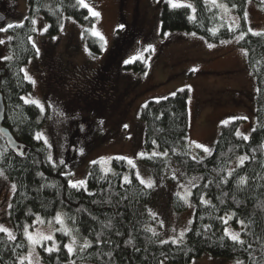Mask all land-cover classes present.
<instances>
[{
  "label": "trees",
  "instance_id": "obj_1",
  "mask_svg": "<svg viewBox=\"0 0 264 264\" xmlns=\"http://www.w3.org/2000/svg\"><path fill=\"white\" fill-rule=\"evenodd\" d=\"M224 1L240 19L237 28L229 27L218 9L212 8L207 0L178 2L191 5V8H173L164 0L155 30L159 36L165 33L194 32L210 43H220L242 34L238 45L247 51L248 69L255 79L256 123L252 129L256 130L251 129L249 139L244 140L237 135L239 125L244 121L242 118L223 124L211 148L212 154L199 155L206 158L202 163H197L191 159L192 154L186 142L190 124L187 89L177 91L175 96L169 94L150 98L138 113L144 131L145 149L148 152H168L167 157L144 159L155 173L159 174L166 166L175 164L184 175L199 173L203 177L198 187L193 188L195 211L188 228L191 230L186 231L185 240L181 243H161L158 234L148 231L157 222V218H153L148 211L154 188L148 189L140 184L133 170H130L132 183L124 184L122 173L128 171L126 161L113 159L116 169L113 173H105L99 164H92L87 188L88 192L95 195L90 196L83 188L77 190L68 185L69 176L61 175L66 171L65 166L60 165L56 158L53 160L58 164L54 168L52 162L48 161V146L42 139H35L46 116L36 104L25 103L21 99L29 95L33 85L24 79V73L20 71L37 57L32 47L33 41L29 40L31 36L35 41L37 33L32 31L36 25L31 21L34 19L38 22L40 19L51 25L43 33L45 40L58 36L61 25L67 19L91 27L95 17L91 16L88 9L80 6L78 0H29L27 13L18 21L8 23L13 25L12 28L0 31V39L4 40L0 44L3 124L24 148V155L16 153L0 135V154H3L0 155V169L7 176L6 180L0 177V184L7 181L10 185H16L10 197L13 207L9 209V220L17 232L14 241L0 233V264H20L18 257L23 258L28 248L24 225L32 226L37 216L43 221H50L60 210L64 211L68 224L76 233L77 247L69 256L64 247L68 236L58 233L57 237L61 241L58 252L49 254L41 248L42 260L46 264H64L69 260H90L98 264H159L160 261L167 264H191L205 253L218 258L242 259L245 264H264V35H254V32L249 31L248 0ZM251 1L264 8V0ZM85 16L89 18L86 20ZM7 20L8 15L5 21L0 22V28L8 25ZM216 27L217 30L214 29ZM258 33H264V30ZM85 35L91 51L95 55L99 54L100 39L94 35ZM3 57L10 59L5 60ZM122 68L139 74L148 71L146 63L140 59L126 63ZM243 155H248L249 160L242 167H237L235 164H238V157ZM232 169L236 171L227 177L228 171ZM38 173H43V177ZM241 176L248 178L245 185L238 183ZM225 177L227 183H221ZM209 180L213 183L205 188ZM200 195L210 204H202ZM172 202L177 211L187 208L184 200L176 194ZM233 212L236 216L224 224L220 217L227 218ZM71 217L75 218V222ZM237 219L243 220L244 226L237 223ZM228 224L240 231V239L245 241L243 245L225 234L224 229ZM205 226L209 227L206 229ZM97 239L100 243H97ZM85 240L91 241L92 246L81 251ZM129 240L132 243H128ZM23 264H28L25 259Z\"/></svg>",
  "mask_w": 264,
  "mask_h": 264
},
{
  "label": "rangeland",
  "instance_id": "obj_2",
  "mask_svg": "<svg viewBox=\"0 0 264 264\" xmlns=\"http://www.w3.org/2000/svg\"><path fill=\"white\" fill-rule=\"evenodd\" d=\"M163 1L86 0L100 13L93 25L86 27L67 19L58 36L45 40L43 34L37 31L35 41L40 49L39 56L24 68L35 81L32 91L25 97L44 106L46 121L38 133L47 137L48 144H51L49 154L52 161L62 157L67 165L65 172L74 173L69 179L79 180L88 178L93 161H97L105 173H113L116 170L113 165L115 157L133 159L136 168L130 169L128 166L122 178L126 174L132 176L130 170L134 174L139 170L145 179L156 181L148 206V210L151 209L157 218L151 229L160 236L161 241H171L181 232L186 234L195 211L192 194L187 197V203L183 199L187 205L183 211L175 209L172 197L178 191L183 194L179 184L188 186L191 178L202 176L199 173L184 175L175 164L166 166L159 175L144 161L147 156H138L141 152H153H148L143 144L144 131L138 117L141 107L150 98L187 89L190 124L186 142L192 155L204 156L203 150L191 142L211 149L223 125L222 121L247 117L240 123L238 132L250 134L256 123L255 79L248 69L247 51L238 45L242 34L223 43H210L191 33L159 36L155 26ZM207 1L212 8L218 9L229 27L239 26L238 15L224 0H217L216 4L212 0ZM11 2L0 0V10L8 15L7 24L21 19L29 6V0H16L13 5ZM248 6L251 32L263 31L264 8L253 1ZM44 25L39 19L36 29H42ZM93 32L101 33L106 40V44L100 40L101 51L97 55L91 51L85 35H94ZM209 44L214 46L209 47ZM136 59L146 63L148 71L145 74L122 68L126 60L133 62ZM81 148L82 154L79 151ZM173 173L177 179L172 178ZM200 182L196 181L197 184ZM12 192L9 182L0 184V224L10 228L16 236L7 207ZM57 213L63 216L64 225L72 229V235L76 236L64 211ZM50 221L51 224L43 221L35 227L29 225L28 232H32L35 238L54 232L55 242L60 248L61 241L57 234L62 232L55 230L61 225L54 218ZM160 221H163V226ZM226 228L240 233L230 224ZM185 234L178 243L185 240ZM24 236L28 248L23 257L31 255L35 264V257L38 256L40 264H46L42 260L40 245H34ZM69 242L68 236L65 244ZM43 243L51 246L53 242ZM74 247L76 250L77 236ZM25 260L29 264V260ZM70 261L74 260L64 264H70ZM238 261L245 264L242 259L218 258L205 253L191 264H237ZM75 264L98 263L84 260L75 261Z\"/></svg>",
  "mask_w": 264,
  "mask_h": 264
},
{
  "label": "snow or ice",
  "instance_id": "obj_3",
  "mask_svg": "<svg viewBox=\"0 0 264 264\" xmlns=\"http://www.w3.org/2000/svg\"><path fill=\"white\" fill-rule=\"evenodd\" d=\"M159 2V0H158ZM167 3H169L173 8H176V7H189L191 8L192 6L191 5H183L181 3H178L177 0H166ZM217 0H212V3L213 4H216ZM248 2H251V0H248ZM78 4L80 6H82L83 8H86L88 9L89 13L91 14V16L93 17H99L100 13L98 11H95L88 3H86V0H78ZM233 7H235V4L233 5ZM193 12H195V9L193 8L192 9ZM89 17L88 16H85L84 19H88ZM245 18H247V14L245 13ZM27 19V18H25ZM192 19H194V17H192ZM31 23L33 25H36L37 21L36 20H32ZM19 26H23L22 24H20ZM13 25L12 24H8L6 27H3V28H0V31H7L9 28H12ZM51 27V25H47L45 24L42 29H36L35 27L32 29V31L36 32V31H39L40 34H43L44 32H47L48 31V28ZM62 25H61V30H62ZM123 27V26H121ZM229 30L231 31L232 29L229 28ZM249 31H251V29H249ZM94 35L98 36L100 38V40L104 41L105 44H106V40L105 38L103 37V35L99 32H93ZM254 35H264V33H253ZM169 35V33H165V36ZM193 36L196 35V33H192ZM9 40H11V37H8ZM201 39H203L201 37ZM29 40H32V47L35 49V55H39L40 53V49L39 47H37L36 45V41L33 40V38L31 36H29ZM222 43L224 41H221ZM4 43V40L3 39H0V44H3ZM209 47H213L214 45L212 44H209L208 45ZM3 59L7 60V59H10V57H3ZM128 62H131L129 60H126L125 63H128ZM30 63V61H29ZM21 72L24 73V79L28 80L29 82L31 83H35V81L31 78V76L28 75V70L27 68H21L20 69ZM193 71H196V69H193ZM179 91H183V89H180ZM257 91H260L259 88H257ZM173 96L176 95V93H172ZM21 99H23L25 101V103H32V104H36L41 112L44 111V106L42 104L39 103V101H36V100H31V99H28L26 97H21ZM163 99H167V97H164ZM159 102V100H157V103ZM144 107H147V105H145ZM232 119H239L238 117H234ZM242 119H247V117H243ZM102 123V121H101ZM229 121L228 120H225V121H222V124H228ZM125 128H127L128 126L127 125H124ZM256 129L253 128L252 131H255ZM237 135L238 136H242V138L244 140H248L249 139V135H243L239 132H237ZM35 139L36 140H41L43 139L44 140V143L48 146V148H51V144H48V140H47V137H44L43 134L41 133H37L36 136H35ZM153 144H155L156 142L155 141H152ZM192 144H195V147L196 148H200L203 150V152L206 154V155H211L212 154V151L213 149H210L208 147H206L205 145L203 144H197L195 141H192L191 142ZM158 147V146H157ZM80 153L82 154L83 153V149L81 148L80 150ZM255 151V150H253ZM0 155H3V154H0ZM20 155H24V152L21 150L20 152ZM139 157H145L147 156L149 159H152V158H155V157H167L168 156V152L167 151H163V152H158V151H153L151 152L150 154L148 153H145V152H141L138 154ZM206 157H198L197 155H192L191 156V159L193 161H196L197 163H202L203 160L205 159ZM115 159L117 160H124L126 161L127 165L129 166L130 169H135L136 168V164L134 162L133 159L131 158H127V157H123V156H119V157H115ZM249 160V156L248 155H243V156H240L238 157V164H237V167H242L244 164H245V161ZM48 161L49 162H52V166L55 168L57 166L56 162L52 161V156L51 154L48 155ZM58 163L60 165H65V161L64 159L61 157L58 161ZM92 163H97V161H93ZM65 167H67V165H65ZM236 169H232L230 171H228L227 173V177H230L232 176L233 172H235ZM91 173H89L90 175ZM38 175L42 176L43 177V173H38ZM61 175L65 176V177H68V176H72L74 175V173L68 171V172H62ZM0 177H4V179L6 180L7 179V176L5 175L4 173V170L3 169H0ZM227 177L223 178L221 183H227ZM135 178L139 181L140 184L144 185L146 188L148 189H153L155 186H156V181L153 180L152 178H148V179H145L143 176H141L139 170H137L135 172ZM173 179H177L175 173H173V176H172ZM203 177H193L191 178L189 181H188V186H185V184L181 183L179 184V188L183 189V194L181 192H177L176 195L178 197H180L181 199H184L185 202L187 203V197L191 196L192 192H191V189L194 188V187H198V184L196 183L197 180H202ZM247 180L248 178L246 176H241L238 180V183L240 185H245L247 183ZM68 185L71 187V188H74V189H77L79 190L80 188H83L85 190V192H88V188H87V179H79V180H72V179H69L67 181ZM123 183L124 184H131L132 183V178L130 175H123ZM213 183V181L209 180L207 184L204 185L205 188L208 187L209 184ZM52 186V185H50ZM219 186V185H217ZM11 188H12V191L15 192L16 190V185L15 184H12L11 185ZM88 194L91 196V195H95V193H92V192H88ZM199 200L202 204L204 205H208L210 204V201H207L204 199V196L203 195H200L199 196ZM223 202V201H221ZM7 207L9 209H11L13 207V205L11 203H9L7 205ZM214 207V206H213ZM79 211V210H78ZM149 211V214L153 216V218L156 217V214L152 212L151 209L148 210ZM8 215L10 216L11 213L9 212ZM236 216V213H231L230 215H227V218L225 217H220V219L223 221L224 224H227L228 223V220L232 219L233 217ZM70 219L73 220V222H75V218L74 217H71ZM54 220L56 223L60 224L61 227L56 229L55 231H60L62 232L64 235H67L70 237V242L65 244L64 247L67 249V254L69 256H71L74 252H75V247L74 245L76 244V236L72 235V229L70 228H67L65 225H64V218L63 216L60 214V213H57L56 216L54 217ZM38 223H43V220L42 218H40L39 216L36 217V219L33 221V225L31 227H35L36 224ZM52 221H49V224H51ZM237 223H239L240 225L244 226V221L243 220H239L237 219ZM160 224L161 226H163V221H160ZM110 226V225H108ZM30 226L25 224L24 225V234L27 236V239L29 241H31L34 245L35 244H39L41 248L44 249L45 252L51 254L52 252L56 251L58 252L60 250L59 248V244L55 242V233H51V234H48V235H39V238H35L34 237V234L32 232H28V228ZM207 227L209 226H205V228L207 229ZM187 230H191V229H187ZM148 231H154L153 229L149 228ZM173 231H175V229H173ZM225 231V234L228 235L233 241L235 242H238L240 243L241 245H243L245 243V241L241 240L240 239V233L239 232H231L229 231L228 228H225L224 229ZM0 233H4L7 238L9 240H12L14 241L16 239V236L15 234L12 232V230L8 227H5L3 224H0ZM37 233H38V230H37ZM155 234V233H154ZM184 232H181L180 233V236L179 237H172L171 238V241L172 243H178L179 240H181L184 236ZM199 234V233H197ZM43 241H52V245L51 246H45V244L43 243ZM97 243H100L99 239H97ZM128 243H132L131 240L128 241ZM161 243H168L167 240H163L161 241ZM19 246V245H18ZM92 244H91V241H87L85 240V242L83 243V245L81 246V251H83L85 248H88V247H91ZM249 248H251V245L249 244L248 245ZM18 259L20 260V264H23V261L24 259H28L29 260V264H33V258L30 256L28 257H18ZM35 264H40V259L39 257H35ZM70 264H75V261H70ZM159 264H163V261H160ZM237 264H243L242 261H238Z\"/></svg>",
  "mask_w": 264,
  "mask_h": 264
},
{
  "label": "water",
  "instance_id": "obj_4",
  "mask_svg": "<svg viewBox=\"0 0 264 264\" xmlns=\"http://www.w3.org/2000/svg\"><path fill=\"white\" fill-rule=\"evenodd\" d=\"M6 14H4L0 10V22L5 21ZM4 119V102L3 96L0 92V135L6 140L7 145L11 148V150L15 151L16 153L20 154L21 150L24 152L23 144L16 139V137L12 134L9 128H7L3 124Z\"/></svg>",
  "mask_w": 264,
  "mask_h": 264
}]
</instances>
